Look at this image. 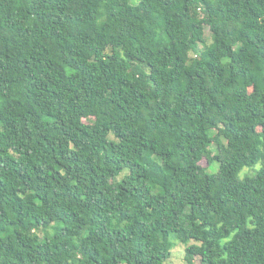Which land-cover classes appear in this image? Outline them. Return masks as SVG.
I'll use <instances>...</instances> for the list:
<instances>
[{
	"label": "trees",
	"instance_id": "trees-1",
	"mask_svg": "<svg viewBox=\"0 0 264 264\" xmlns=\"http://www.w3.org/2000/svg\"><path fill=\"white\" fill-rule=\"evenodd\" d=\"M178 243L264 264V0H0V264Z\"/></svg>",
	"mask_w": 264,
	"mask_h": 264
},
{
	"label": "rangeland",
	"instance_id": "rangeland-1",
	"mask_svg": "<svg viewBox=\"0 0 264 264\" xmlns=\"http://www.w3.org/2000/svg\"><path fill=\"white\" fill-rule=\"evenodd\" d=\"M141 0H131V3L133 5H137L139 4ZM207 37L210 38V34L209 31L207 29L206 31ZM208 43H211V39L208 40ZM202 166H207L208 162L206 159H203L200 163ZM217 165L211 166L208 169V173L210 174H215L219 171L220 169V164L216 163ZM254 173V171L252 169H249L248 167L245 168L243 170V172L241 173V178L246 176V175H250ZM194 242H191L190 244H192ZM189 244H185V243H178L176 245V247L173 250V255L172 257L166 262V264H187L185 261V254H186V248L188 247Z\"/></svg>",
	"mask_w": 264,
	"mask_h": 264
}]
</instances>
